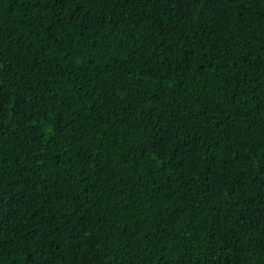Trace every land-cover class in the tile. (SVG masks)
I'll use <instances>...</instances> for the list:
<instances>
[{
  "label": "trees",
  "instance_id": "trees-1",
  "mask_svg": "<svg viewBox=\"0 0 264 264\" xmlns=\"http://www.w3.org/2000/svg\"><path fill=\"white\" fill-rule=\"evenodd\" d=\"M0 264H264V0H0Z\"/></svg>",
  "mask_w": 264,
  "mask_h": 264
}]
</instances>
